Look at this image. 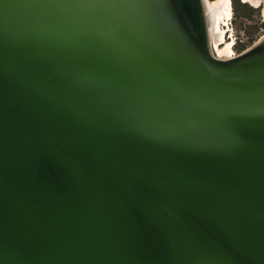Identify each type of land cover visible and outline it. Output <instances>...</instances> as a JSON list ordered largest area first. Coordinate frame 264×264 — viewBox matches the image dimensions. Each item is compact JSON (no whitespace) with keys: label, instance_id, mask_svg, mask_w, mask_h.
Here are the masks:
<instances>
[{"label":"water","instance_id":"water-1","mask_svg":"<svg viewBox=\"0 0 264 264\" xmlns=\"http://www.w3.org/2000/svg\"><path fill=\"white\" fill-rule=\"evenodd\" d=\"M201 0H0V264H264V46Z\"/></svg>","mask_w":264,"mask_h":264},{"label":"rangeland","instance_id":"rangeland-1","mask_svg":"<svg viewBox=\"0 0 264 264\" xmlns=\"http://www.w3.org/2000/svg\"><path fill=\"white\" fill-rule=\"evenodd\" d=\"M215 0H201L203 11L214 16V10L209 7V2ZM232 16L230 19L219 16L221 21L220 29L225 31L224 45L231 43L233 56L237 58L255 48L264 40V0H259V4L245 0H231ZM214 55L212 47L209 46ZM227 59V58H224Z\"/></svg>","mask_w":264,"mask_h":264},{"label":"bare ground","instance_id":"bare-ground-1","mask_svg":"<svg viewBox=\"0 0 264 264\" xmlns=\"http://www.w3.org/2000/svg\"><path fill=\"white\" fill-rule=\"evenodd\" d=\"M248 2L259 4V0H245ZM202 4V2H201ZM209 7L214 10V16L209 17L208 13L204 12L206 32H207V45L211 46L214 52V56L221 60L233 59V49L231 43L224 45V36L225 31L220 29L221 21L218 18L219 16L225 17V19H230L232 16V4L231 0H215L209 2ZM257 46H264V40L259 42ZM210 50V49H209ZM211 52V51H210ZM227 58V59H224Z\"/></svg>","mask_w":264,"mask_h":264}]
</instances>
